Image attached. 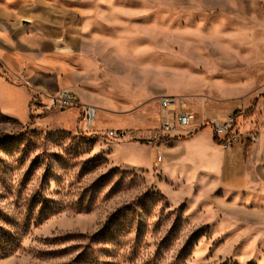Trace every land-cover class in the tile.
<instances>
[{
	"label": "rangeland",
	"instance_id": "rangeland-1",
	"mask_svg": "<svg viewBox=\"0 0 264 264\" xmlns=\"http://www.w3.org/2000/svg\"><path fill=\"white\" fill-rule=\"evenodd\" d=\"M0 14L54 43L17 73L0 63L30 100L0 86V240L14 248L0 264H264V0H0ZM87 81L73 92L105 103L96 138L52 108ZM161 97L195 127L156 138ZM206 117L258 135L242 179L177 165L180 142L213 134Z\"/></svg>",
	"mask_w": 264,
	"mask_h": 264
},
{
	"label": "crops",
	"instance_id": "crops-1",
	"mask_svg": "<svg viewBox=\"0 0 264 264\" xmlns=\"http://www.w3.org/2000/svg\"><path fill=\"white\" fill-rule=\"evenodd\" d=\"M25 21V20H23ZM12 21L8 20L5 15L0 14V63L10 71L17 73L13 60L19 59L26 61L27 58H45L46 54H51L54 50L53 40L48 38H32L28 36L31 33L30 28H22V26H12ZM27 25V24H25ZM58 41V40H57ZM75 49V45L71 42L70 45L63 48V52H70ZM21 68V66H20ZM32 67H29V72L32 73ZM34 71V69H33ZM87 85L89 82H77L71 86L70 92L75 91L76 85ZM0 86L3 87L7 94L13 95L20 93L24 97L25 110L30 106L29 94L23 88L13 89L2 79L0 74ZM74 93V92H73ZM77 94L81 104L94 106L100 110L106 109L105 103L95 97L84 95L81 92ZM107 102V101H106ZM104 103V104H103ZM73 114L80 116V112L72 109ZM99 114V112H98ZM99 116V115H98ZM98 121V118H97ZM97 124V122H96ZM124 130V129H123ZM123 132V131H119ZM167 149V155L172 158V150L168 148L167 144L161 147ZM183 155H179L176 159L179 168H188L191 172L201 171L205 175H227L232 180H240L246 176L249 167V161L246 162L242 145H237L229 151H225L219 144L215 143L214 136L211 132L201 131L195 133L191 138L179 143L178 147ZM176 148V149H177ZM163 160V159H162ZM173 160V159H171ZM162 162V161H161ZM245 179V178H244ZM241 184L239 185V187ZM243 187V186H241ZM240 187V188H241Z\"/></svg>",
	"mask_w": 264,
	"mask_h": 264
},
{
	"label": "built area",
	"instance_id": "built-area-1",
	"mask_svg": "<svg viewBox=\"0 0 264 264\" xmlns=\"http://www.w3.org/2000/svg\"><path fill=\"white\" fill-rule=\"evenodd\" d=\"M51 101L52 108L56 110H78L80 112V120L83 122L86 131L90 132L94 138L98 137L96 122L99 111L96 107L81 104L75 93L70 91L59 92L51 98ZM159 106L162 113V122L156 138L170 136L171 133H174L178 129L195 127L197 114L183 100L175 97H161L159 98ZM206 119L209 120L207 124L211 126L214 137L224 149L237 145L247 147L249 144H255L259 141L257 134H247L239 131L233 118L221 120L206 117L204 121ZM105 137L119 140L124 138V133L109 131ZM161 161L162 157H159L158 162Z\"/></svg>",
	"mask_w": 264,
	"mask_h": 264
},
{
	"label": "trees",
	"instance_id": "trees-1",
	"mask_svg": "<svg viewBox=\"0 0 264 264\" xmlns=\"http://www.w3.org/2000/svg\"><path fill=\"white\" fill-rule=\"evenodd\" d=\"M215 143L218 144L217 142V139L215 138ZM5 239V238H3ZM0 240V256H3V255H11L14 253V248L12 249L11 246H8L7 245V241L5 240Z\"/></svg>",
	"mask_w": 264,
	"mask_h": 264
},
{
	"label": "water",
	"instance_id": "water-1",
	"mask_svg": "<svg viewBox=\"0 0 264 264\" xmlns=\"http://www.w3.org/2000/svg\"><path fill=\"white\" fill-rule=\"evenodd\" d=\"M23 23H24V24H29V22H27V21H23Z\"/></svg>",
	"mask_w": 264,
	"mask_h": 264
}]
</instances>
